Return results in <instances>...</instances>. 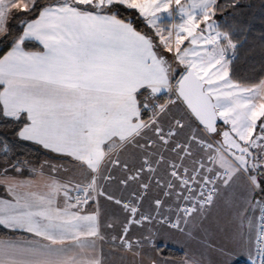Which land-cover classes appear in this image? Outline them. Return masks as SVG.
Returning a JSON list of instances; mask_svg holds the SVG:
<instances>
[{
	"label": "snow or ice",
	"instance_id": "obj_1",
	"mask_svg": "<svg viewBox=\"0 0 264 264\" xmlns=\"http://www.w3.org/2000/svg\"><path fill=\"white\" fill-rule=\"evenodd\" d=\"M239 6L0 0V115L48 154L34 165L3 144L0 264H115L104 245L118 264H173L164 228L218 206L238 249L219 248L222 264H264V79L234 78L246 36L225 13Z\"/></svg>",
	"mask_w": 264,
	"mask_h": 264
},
{
	"label": "trees",
	"instance_id": "obj_2",
	"mask_svg": "<svg viewBox=\"0 0 264 264\" xmlns=\"http://www.w3.org/2000/svg\"><path fill=\"white\" fill-rule=\"evenodd\" d=\"M224 0H221L223 3ZM231 13V14H230ZM129 16L138 31L153 34L142 18L135 12H124ZM219 19V15L217 16ZM225 20L229 23H239L245 29L246 40L239 49V59L234 64V78L248 83L258 82L264 79V0H240V6L235 10L230 9L225 13ZM17 24V20L11 22ZM224 23V20H221ZM19 29H14L18 31ZM40 46L33 42L29 45V50H36ZM6 50V49H5ZM182 71V70H181ZM177 73V78H178ZM23 121L16 122L10 118L0 115V151L4 143L9 146V155L12 159L22 158L29 160L32 164H37L41 158L47 156L46 150L33 142L23 141L16 135ZM222 123L219 121V125ZM2 159V157H0ZM25 172L24 174H26ZM6 230L0 227V236ZM10 235H15L9 233ZM163 255L173 258H180L181 251L169 247H162ZM235 264H248L245 261H238Z\"/></svg>",
	"mask_w": 264,
	"mask_h": 264
},
{
	"label": "crops",
	"instance_id": "obj_3",
	"mask_svg": "<svg viewBox=\"0 0 264 264\" xmlns=\"http://www.w3.org/2000/svg\"><path fill=\"white\" fill-rule=\"evenodd\" d=\"M45 158L46 156L41 158V160ZM39 162L37 164H39ZM24 175L27 176L28 173ZM0 197L10 198L7 197V193L5 192L3 186H0ZM99 206L101 209H105L107 211L113 210L110 202L104 200L102 197L99 200ZM209 213H213V210L211 209ZM219 213H225L224 209L222 211L220 210ZM218 225L219 224L216 222H210V217L208 216L204 218L198 226H187L184 233L170 230L165 227L163 230V237L157 240V244L161 247H169L181 251L182 256L180 258H173L164 255L170 261H172L173 264H180L185 254H187L189 257L195 256V258L200 261V264H222V258L220 255H218L217 251L219 248L227 247L232 243L227 244V241L230 239V235L226 231L215 229ZM217 231L218 241L217 238H213L214 233ZM166 241L167 243L165 246ZM225 244L227 246H225ZM103 255L105 258H109L110 261L118 264L119 257L116 254L110 252L108 245L103 246ZM153 255H155V253H153ZM238 261H245L249 264L247 256L243 254L237 255L232 261V264H235Z\"/></svg>",
	"mask_w": 264,
	"mask_h": 264
},
{
	"label": "rangeland",
	"instance_id": "obj_4",
	"mask_svg": "<svg viewBox=\"0 0 264 264\" xmlns=\"http://www.w3.org/2000/svg\"><path fill=\"white\" fill-rule=\"evenodd\" d=\"M175 19L177 20V22L179 21V17H176ZM171 22H172L171 20L168 21V23H171ZM161 52L168 59H171V54L170 53H167L163 49H161ZM181 70H182V68L178 69L177 73H179ZM224 127H226V126H224L223 123H222L221 125H219L218 129L222 130ZM212 210H213V213H209L208 214V216L210 217V222L213 221V222L218 223L219 225L215 229L216 230L217 229H221L223 231H226L231 237L232 226L228 223L227 214H226V212L225 213H219L220 210L221 211L223 210V207L222 206H218V207L212 208ZM213 238H215V239L217 238V241H218V231L214 233ZM217 241H216V243H217ZM229 243H232V244H230L228 246L225 244V246H227L226 248H229V249H231L233 251H237L238 250L237 246L233 244L231 239H229V241H227V244H229ZM217 253H218V255H220L218 251H217ZM240 255H242V254H240Z\"/></svg>",
	"mask_w": 264,
	"mask_h": 264
},
{
	"label": "water",
	"instance_id": "obj_5",
	"mask_svg": "<svg viewBox=\"0 0 264 264\" xmlns=\"http://www.w3.org/2000/svg\"><path fill=\"white\" fill-rule=\"evenodd\" d=\"M218 123H219V121H218ZM218 126V125H217Z\"/></svg>",
	"mask_w": 264,
	"mask_h": 264
}]
</instances>
